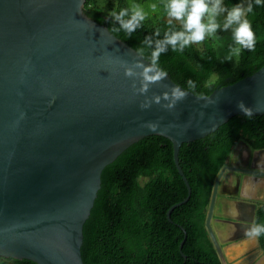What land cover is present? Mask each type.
Masks as SVG:
<instances>
[{
  "label": "water",
  "instance_id": "water-1",
  "mask_svg": "<svg viewBox=\"0 0 264 264\" xmlns=\"http://www.w3.org/2000/svg\"><path fill=\"white\" fill-rule=\"evenodd\" d=\"M84 2L0 0V256L84 264L82 228L103 168L149 135L170 139L187 187L166 212L171 221V211L191 194L180 145L234 115L264 114V65L197 95L90 18ZM228 174L233 193L247 199L236 206L251 210L220 216V225H233L222 237L213 214ZM262 189L264 147L239 139L213 180L204 221L221 264H229L223 245L252 234L259 243L257 205L249 200Z\"/></svg>",
  "mask_w": 264,
  "mask_h": 264
},
{
  "label": "trees",
  "instance_id": "trees-1",
  "mask_svg": "<svg viewBox=\"0 0 264 264\" xmlns=\"http://www.w3.org/2000/svg\"><path fill=\"white\" fill-rule=\"evenodd\" d=\"M245 0H222L226 12ZM84 12L134 48L156 68L197 95L249 75L264 65V0H247L240 43L241 68L233 73L218 61L209 39L191 42L189 30L174 21L146 23L135 16L127 0H117L112 14L97 8ZM256 30L263 34L256 36ZM224 72L216 84H205L211 72ZM239 139L252 148L264 147V114L234 115L204 137L183 142L178 161L191 187L189 199L175 207L169 221L168 208L187 196V187L173 159L170 139L145 136L126 147L101 172L100 188L82 228L80 246L84 264H221L204 226L213 180ZM186 238L181 251L179 243ZM259 245L264 251V203L255 213ZM0 264H38L22 258L0 256Z\"/></svg>",
  "mask_w": 264,
  "mask_h": 264
},
{
  "label": "rangeland",
  "instance_id": "rangeland-1",
  "mask_svg": "<svg viewBox=\"0 0 264 264\" xmlns=\"http://www.w3.org/2000/svg\"><path fill=\"white\" fill-rule=\"evenodd\" d=\"M132 13L146 23L162 25L174 21L187 27L188 39L196 45L209 39L218 61L229 64L231 71L237 73L241 68L239 61L240 43L236 33L243 29L247 0L235 7L232 13L226 12L222 0H127ZM117 0H91L88 8H97L103 13L112 14ZM256 36H262L256 30ZM224 72L215 68L205 84H216ZM262 203V202H259ZM260 247V245H259ZM261 248V247H260Z\"/></svg>",
  "mask_w": 264,
  "mask_h": 264
},
{
  "label": "crops",
  "instance_id": "crops-1",
  "mask_svg": "<svg viewBox=\"0 0 264 264\" xmlns=\"http://www.w3.org/2000/svg\"><path fill=\"white\" fill-rule=\"evenodd\" d=\"M230 175L228 174L226 177L224 176L223 179L221 180V187L222 191L221 193H218V198L215 203V208H214V213L213 214V228L215 231L219 233V236L221 235L222 237L224 236V230L225 233L229 234L230 227L233 225L232 224H224L220 225L218 223V219L220 216H224L225 218L227 217H233V216H240V212H245L248 214L251 210L249 205L244 206L242 211L239 210L237 207L238 205L235 204L238 201H246L247 199L242 198L238 194H234V185L230 184ZM247 188V187H246ZM230 191L231 193H228ZM254 198L252 200H249L250 203H255L258 207L260 204L259 202L264 203V189L259 190L254 194ZM248 201V202H249ZM237 205V206H236ZM233 206H235L233 208ZM222 217V218H224ZM257 237L256 235L254 236L253 234L250 236L243 237L241 239H238L236 241H231L225 245H223V250L225 257L227 258V261L229 264H253L257 262L258 264H264V258L263 254L264 251L259 247V243L256 240ZM249 240L253 241L254 244L251 245L249 243Z\"/></svg>",
  "mask_w": 264,
  "mask_h": 264
},
{
  "label": "bare ground",
  "instance_id": "bare-ground-1",
  "mask_svg": "<svg viewBox=\"0 0 264 264\" xmlns=\"http://www.w3.org/2000/svg\"><path fill=\"white\" fill-rule=\"evenodd\" d=\"M249 243H250L251 245H253V244H254V242H253V241H251V240H249Z\"/></svg>",
  "mask_w": 264,
  "mask_h": 264
},
{
  "label": "flooded vegetation",
  "instance_id": "flooded-vegetation-1",
  "mask_svg": "<svg viewBox=\"0 0 264 264\" xmlns=\"http://www.w3.org/2000/svg\"><path fill=\"white\" fill-rule=\"evenodd\" d=\"M83 8H84V6H83Z\"/></svg>",
  "mask_w": 264,
  "mask_h": 264
}]
</instances>
